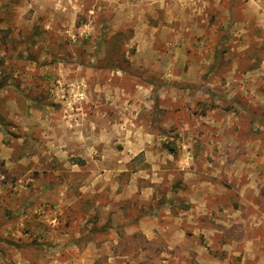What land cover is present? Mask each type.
<instances>
[{"label":"rangeland","instance_id":"obj_1","mask_svg":"<svg viewBox=\"0 0 264 264\" xmlns=\"http://www.w3.org/2000/svg\"><path fill=\"white\" fill-rule=\"evenodd\" d=\"M0 264H264V0H0Z\"/></svg>","mask_w":264,"mask_h":264},{"label":"trees","instance_id":"obj_2","mask_svg":"<svg viewBox=\"0 0 264 264\" xmlns=\"http://www.w3.org/2000/svg\"><path fill=\"white\" fill-rule=\"evenodd\" d=\"M203 112H205V111H203ZM167 148H168L169 152H171V153L176 152V148L172 144H168Z\"/></svg>","mask_w":264,"mask_h":264}]
</instances>
